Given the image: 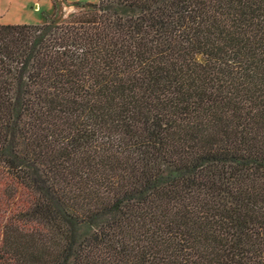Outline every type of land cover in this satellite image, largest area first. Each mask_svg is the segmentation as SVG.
Wrapping results in <instances>:
<instances>
[{"label":"trees","instance_id":"1","mask_svg":"<svg viewBox=\"0 0 264 264\" xmlns=\"http://www.w3.org/2000/svg\"><path fill=\"white\" fill-rule=\"evenodd\" d=\"M0 22V264H264V0H98Z\"/></svg>","mask_w":264,"mask_h":264},{"label":"rangeland","instance_id":"2","mask_svg":"<svg viewBox=\"0 0 264 264\" xmlns=\"http://www.w3.org/2000/svg\"><path fill=\"white\" fill-rule=\"evenodd\" d=\"M98 0H0L1 23L62 21L66 15Z\"/></svg>","mask_w":264,"mask_h":264}]
</instances>
